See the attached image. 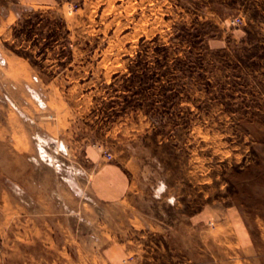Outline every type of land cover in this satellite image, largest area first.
Segmentation results:
<instances>
[{"label":"rangeland","instance_id":"374dc122","mask_svg":"<svg viewBox=\"0 0 264 264\" xmlns=\"http://www.w3.org/2000/svg\"><path fill=\"white\" fill-rule=\"evenodd\" d=\"M48 186L87 205L27 264H264V0H0V231Z\"/></svg>","mask_w":264,"mask_h":264},{"label":"crops","instance_id":"0c3cea01","mask_svg":"<svg viewBox=\"0 0 264 264\" xmlns=\"http://www.w3.org/2000/svg\"><path fill=\"white\" fill-rule=\"evenodd\" d=\"M85 158L92 167L88 180L89 188L98 200L113 202L129 193L130 182L126 172L120 166L105 161L95 149L87 150ZM31 190L28 197L21 198L23 209L20 218L18 217L13 224H9V227L0 231V239L3 238L2 246H0V264H27L29 260L38 262V259L35 260V255H38L40 250L48 252L59 244L56 239L69 236V233L64 232H70L71 225L67 224L63 227L60 220H55V215L62 216L63 206H71L73 211L68 208L67 214L80 216L82 208L85 209L87 205L83 195H78L71 189L70 191L58 187L51 189L48 186L46 191H43L41 187L38 188V192L33 191L34 188ZM57 206L61 208L58 211L48 208ZM85 215L83 211V216ZM61 248L60 251L66 254V246Z\"/></svg>","mask_w":264,"mask_h":264},{"label":"built area","instance_id":"2783aa9c","mask_svg":"<svg viewBox=\"0 0 264 264\" xmlns=\"http://www.w3.org/2000/svg\"><path fill=\"white\" fill-rule=\"evenodd\" d=\"M236 20H237V19H236ZM106 156L109 158V157H110V154L107 153Z\"/></svg>","mask_w":264,"mask_h":264}]
</instances>
